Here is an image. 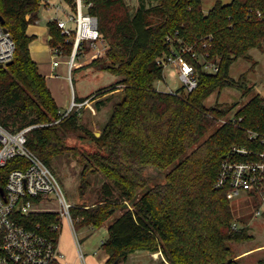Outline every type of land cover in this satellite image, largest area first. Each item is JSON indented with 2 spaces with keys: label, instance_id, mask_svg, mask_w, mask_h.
Here are the masks:
<instances>
[{
  "label": "trees",
  "instance_id": "1",
  "mask_svg": "<svg viewBox=\"0 0 264 264\" xmlns=\"http://www.w3.org/2000/svg\"><path fill=\"white\" fill-rule=\"evenodd\" d=\"M41 1L0 0V15L16 45L12 63L0 66V114L10 131L33 126L27 146L48 165L67 149L78 155L66 144L68 136L91 133L80 120L81 108L64 116L31 55L35 35L27 28L39 18ZM84 1L92 2L88 11L97 17L101 37L108 43L105 56L88 66L121 77L94 98L121 87L123 97L114 103L101 134H91L95 152L78 155L83 164L81 189L88 185V170L100 171L106 180L96 205L71 208L75 226L101 227L122 210L102 241L108 264L142 250L161 251L170 264H241L232 243L253 237L248 222L254 212L235 217L226 189H217L215 182L233 145L263 149L264 96L255 94L239 108L235 117L242 120L236 123L219 124L233 104L208 107L205 101L226 87L243 94L252 91L247 71L234 78L230 68L239 58L255 62L252 48L264 52V0H217L208 12L203 0H149L154 5L141 4L136 10L128 0ZM48 27L51 47L64 41L56 20ZM181 45L191 48L184 56L196 67L198 86L191 91L183 86L175 92L160 90L155 83L164 77L165 67L158 58ZM72 50L67 44L64 54ZM205 63L216 64L218 70L207 71ZM85 99L75 95L77 102ZM255 131L258 136L251 137ZM26 166L23 157L11 158L0 168V185L5 186L12 169ZM154 179L158 181L151 184ZM19 221L60 238L61 232L52 228L59 221L57 212L22 214ZM234 221L239 228H233Z\"/></svg>",
  "mask_w": 264,
  "mask_h": 264
},
{
  "label": "built area",
  "instance_id": "2",
  "mask_svg": "<svg viewBox=\"0 0 264 264\" xmlns=\"http://www.w3.org/2000/svg\"><path fill=\"white\" fill-rule=\"evenodd\" d=\"M67 1V9L54 4L57 10H62L65 17H56L53 20L61 30L64 41L52 47V52L57 58L64 54L65 45L72 44V54L69 55L67 63L71 71L76 66V57L84 47V42L96 43L101 40L98 29V19L88 9L92 2L74 0ZM44 4H49L45 1ZM262 16L261 11H257ZM51 39V36H50ZM171 38H168L170 41ZM15 41L6 26L0 19V66H6L13 60L15 54ZM191 48L181 45L178 50L172 48V52L158 58V63L164 67L171 62L179 66V77L186 91H191L198 86L196 67L188 61L184 53ZM195 52L192 56L195 57ZM59 64V59L54 65ZM205 69L216 72L218 66L214 63H205ZM173 92V91H171ZM175 92V91H174ZM86 102L72 100L70 107L64 116L71 111L81 108ZM240 118H224L222 123L241 121ZM33 126H27L17 131H10L1 123L0 114V168L5 166L13 157H23L27 161L26 167H17L9 172L4 193L0 191V264H53L61 261L63 252L60 249L59 240L44 234L38 228H31L19 221L22 214L43 212L35 207V204L51 193L59 196L61 209L57 212L58 222L53 223L52 228L60 231L61 221L68 223L75 231V219L71 215L74 206L68 203L59 183L57 176L49 166L28 146V132ZM251 137L258 136V132H251ZM263 149L257 151L242 145H233L223 158L217 174L215 187L227 192L231 200L242 191L246 197L254 198V216H264V136L262 137ZM234 229L240 227L238 221L232 224ZM79 256L84 260L81 242L77 238ZM162 254L161 251L158 252ZM163 259L165 257L163 256ZM83 264H86L84 261Z\"/></svg>",
  "mask_w": 264,
  "mask_h": 264
},
{
  "label": "rangeland",
  "instance_id": "3",
  "mask_svg": "<svg viewBox=\"0 0 264 264\" xmlns=\"http://www.w3.org/2000/svg\"><path fill=\"white\" fill-rule=\"evenodd\" d=\"M59 2L60 0H54ZM64 1V0H61ZM60 1V2H61ZM205 6H209L213 0H203ZM224 2H231L232 0H220ZM132 10H136L141 4H145L147 7L154 5L149 0H128ZM63 3V2H62ZM41 8H43L41 6ZM52 12H55L52 9ZM65 16V15H62ZM157 18V17H154ZM84 47L76 57V64L78 62L84 63V67L73 70L67 76V86L71 96L75 97H87L82 102H86L84 109L81 110L80 120L89 128L91 134L95 133L99 136L102 132L103 126L107 122L112 107L115 102L119 101L123 97V88H118L115 91L103 94L100 97L94 98L97 91L103 89L120 79L108 71L98 70L94 66H88L94 59L105 56L108 49V43L104 39L96 41V43L84 42ZM85 51L83 52V49ZM251 55L255 59V62L249 59L239 58L235 61L231 68L230 74L234 78H239L240 75L247 71V81L253 85L252 91L243 94L239 89L235 87H226L222 91L213 92L205 101V105L208 107L216 104L227 103L233 104L232 108L226 118H234L236 112L245 105L255 94H261L264 96V52L259 48H252L250 50ZM57 58L68 59L69 56L61 54ZM65 62V61H64ZM75 67V66H74ZM63 84V81H59V85ZM156 87L160 90L177 91L178 88L183 86V82L179 77V66L174 62L168 63L164 69V77L158 80ZM102 100V101H100ZM98 102L100 107L98 109ZM69 108L63 109L67 112ZM80 109V108H79ZM222 122L220 121L219 124ZM215 127L209 130L202 139L208 137ZM89 134L71 135L66 139V144L70 147H75L78 151V155H90L95 152L96 144L94 137ZM78 155L74 154L71 149L65 150L62 154L53 157L48 162L49 168L57 176L61 190L68 203L73 205L86 204L89 206L96 205L99 200L103 198V183L106 180L103 173L100 171H87L86 180L88 181L87 187L81 189L82 183V169L83 164L79 161ZM155 172L151 171L149 174L154 175ZM163 177L160 178L162 180ZM158 180L154 179L151 184H154ZM84 191L82 194L81 191ZM115 197H119V192H115ZM130 208L132 204L127 202ZM256 200L254 198L246 197L245 192H241L238 196L231 199V205L233 214L235 217L254 212V205ZM121 204L120 206H122ZM61 202L59 196L55 193L49 194L41 201L35 204V207L40 211L59 212L61 209ZM122 212L121 209L117 210L110 219H108L101 227H76L75 231L73 227L68 223L67 219L61 221L60 232L62 235L63 246L70 245L74 248L77 254V260L71 257L67 250L65 256L66 264H108V260H104L102 253V241L108 236V226L116 219ZM248 232L253 235L252 238L232 243V249L235 254L240 253L244 249L254 247L260 244H264V216H253L248 222ZM77 238L82 243V251L84 253V259L78 257V244ZM65 249V247H64ZM96 251L100 253L96 254ZM254 252V253H253ZM252 254L241 260V264H258V259L264 256V250L253 251ZM102 255V256H101ZM74 260V261H73ZM120 264H170L163 261V256L158 252H150L146 250L137 251L129 255L127 260L122 261Z\"/></svg>",
  "mask_w": 264,
  "mask_h": 264
},
{
  "label": "crops",
  "instance_id": "4",
  "mask_svg": "<svg viewBox=\"0 0 264 264\" xmlns=\"http://www.w3.org/2000/svg\"><path fill=\"white\" fill-rule=\"evenodd\" d=\"M45 1L47 2L49 1V4H44ZM60 1L56 2L54 0H42L39 9V18L28 25L27 33L29 35H35V38L30 43L31 55L33 59L37 62L40 73L46 77L47 85L50 88L58 106L60 107L61 111L64 112L63 109L69 108L70 104L72 103V100L75 99V97L71 96L69 93V89L67 86V76L69 73H72L73 70L80 69L84 65V63L78 62L79 64L77 63L76 66L73 67V69L70 71L67 63V59L56 58L52 52V47L49 44L51 35L49 34L48 22L56 17H61V18L65 17L62 16L65 15V13H63L62 10H57L54 6V4L56 5L58 4L64 7V9H67L66 7L67 1L66 0L61 2ZM216 1L217 0H213L212 3L209 4V6H205L203 1L204 11L208 12L211 9V7L216 3ZM222 2L227 3L224 1ZM41 6L43 8H41ZM52 9H54L55 12H52ZM57 59H59V64L54 65V61ZM60 80L63 81V84L61 85H59ZM84 105L81 107L82 109H84L83 108ZM59 244H60V249L63 252V257L61 258V262L63 264H66L65 256L67 251L69 252L71 257L75 258V260L78 259L77 254L75 253L73 247H71L70 245L63 246L61 233L59 238ZM261 250H264V244H260L254 247H250L248 249H244L240 253L236 254V258H239L241 263V260L252 254L253 251H261ZM98 253L99 252L96 251V254ZM102 253H104L103 259L108 260L109 256L103 249H102ZM78 257H79V252H78ZM262 259H264V256L258 259V264L259 261Z\"/></svg>",
  "mask_w": 264,
  "mask_h": 264
},
{
  "label": "water",
  "instance_id": "5",
  "mask_svg": "<svg viewBox=\"0 0 264 264\" xmlns=\"http://www.w3.org/2000/svg\"><path fill=\"white\" fill-rule=\"evenodd\" d=\"M0 19H1V21H2V23L4 24L5 23V19H4V17L2 16V15H0ZM7 29V28H6ZM12 61L13 60H11L9 63H8V65L10 64V63H12ZM0 191L2 192V193H4V189H3V187H0ZM122 261H124V259H120V258H118V259H116L113 263H111V264H120Z\"/></svg>",
  "mask_w": 264,
  "mask_h": 264
},
{
  "label": "bare ground",
  "instance_id": "6",
  "mask_svg": "<svg viewBox=\"0 0 264 264\" xmlns=\"http://www.w3.org/2000/svg\"><path fill=\"white\" fill-rule=\"evenodd\" d=\"M79 64V63H78Z\"/></svg>",
  "mask_w": 264,
  "mask_h": 264
}]
</instances>
